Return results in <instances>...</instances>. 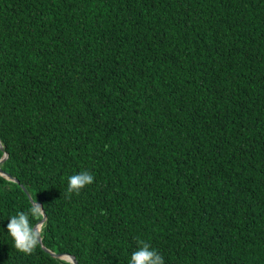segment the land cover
Returning a JSON list of instances; mask_svg holds the SVG:
<instances>
[{"label": "trees", "instance_id": "trees-1", "mask_svg": "<svg viewBox=\"0 0 264 264\" xmlns=\"http://www.w3.org/2000/svg\"><path fill=\"white\" fill-rule=\"evenodd\" d=\"M0 143V264H264V0H0Z\"/></svg>", "mask_w": 264, "mask_h": 264}, {"label": "clouds", "instance_id": "clouds-1", "mask_svg": "<svg viewBox=\"0 0 264 264\" xmlns=\"http://www.w3.org/2000/svg\"><path fill=\"white\" fill-rule=\"evenodd\" d=\"M93 181L94 176L88 170L71 174L67 176L66 191L78 193ZM44 212V206L35 199L25 210L17 211L14 215L7 217L6 232L17 250L30 253L38 245L43 225L41 217ZM137 245V248L128 257L127 264H165L163 256L147 241L138 240ZM65 260L66 264H72L71 256L65 257Z\"/></svg>", "mask_w": 264, "mask_h": 264}, {"label": "water", "instance_id": "water-1", "mask_svg": "<svg viewBox=\"0 0 264 264\" xmlns=\"http://www.w3.org/2000/svg\"><path fill=\"white\" fill-rule=\"evenodd\" d=\"M0 144H1V143H0ZM1 145H2V144H1ZM7 157H8V153L5 152L4 155H3V157L0 159V163H2L4 160H6ZM0 174L6 176L7 178H11V179H14L15 181H18V179L14 178L11 174L5 172L1 167H0ZM45 218H46V215H44V218L42 219L43 222L45 221ZM40 231H41V230H40ZM42 240H43V238H42V235H41V233H40V239H39V242H40V243H43ZM42 245H43V244H42ZM43 247L45 248V250L51 252L53 255H55V256H59V257L64 258V259H65V257H67V256H71V257H72V263H73V264H79V262H78V260L75 258V256H73V255H71V254H68V253H64V254H56V253L52 252L49 248L45 247L44 245H43Z\"/></svg>", "mask_w": 264, "mask_h": 264}]
</instances>
